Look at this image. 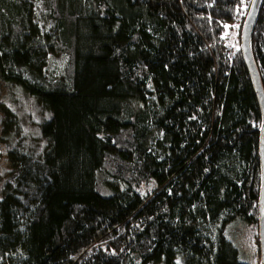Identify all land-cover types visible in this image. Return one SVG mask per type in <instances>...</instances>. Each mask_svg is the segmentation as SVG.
I'll list each match as a JSON object with an SVG mask.
<instances>
[{
    "label": "trees",
    "instance_id": "16d2710c",
    "mask_svg": "<svg viewBox=\"0 0 264 264\" xmlns=\"http://www.w3.org/2000/svg\"><path fill=\"white\" fill-rule=\"evenodd\" d=\"M35 1L0 0V264H261L252 0ZM252 47L264 86V4Z\"/></svg>",
    "mask_w": 264,
    "mask_h": 264
},
{
    "label": "water",
    "instance_id": "95a60500",
    "mask_svg": "<svg viewBox=\"0 0 264 264\" xmlns=\"http://www.w3.org/2000/svg\"><path fill=\"white\" fill-rule=\"evenodd\" d=\"M264 0H252V4L247 15L246 21L242 30L241 38V51L243 54L244 62L247 70L251 76L254 91L262 112V126L260 135V159L262 167V187L259 200V238L261 250V264H264V86L259 72L258 66L255 61V56L252 47V36L255 25L260 16Z\"/></svg>",
    "mask_w": 264,
    "mask_h": 264
},
{
    "label": "rangeland",
    "instance_id": "374dc122",
    "mask_svg": "<svg viewBox=\"0 0 264 264\" xmlns=\"http://www.w3.org/2000/svg\"><path fill=\"white\" fill-rule=\"evenodd\" d=\"M35 6L37 7V3L35 0H33ZM39 5V3H38ZM43 6H39V8L36 11V15L38 17L37 22L39 21V23L41 25H43L46 22V10H42ZM232 39H234V37H236V32L233 33L231 35ZM67 63H68V57L65 55H50L49 57V72L52 76L57 77V78H62L64 76L66 67H67ZM10 98V93L9 90L7 88V86L5 85V83L0 79V105L3 101L7 102L9 101ZM19 101H24V106L28 107V114L30 115L33 122H30L32 125H37L40 122L41 117L43 116V112L37 108H31L29 105V99L25 96H19ZM17 102V101H16ZM19 107L21 108V106L19 105ZM32 112H31V111ZM4 121V115L0 110V136L2 134V124ZM0 151L2 154L1 160H0V202L3 200V196H4V191H5V187L7 184L9 183H13L17 177H18V171L16 169H14L12 167V165L10 164V162L8 161V151L7 148L0 143ZM235 229L236 233H239V236L241 237V243L244 244V235L243 234V230H239ZM239 240V238L237 239ZM246 245V244H245ZM243 250L245 251V255L248 256V251L246 250V248H243Z\"/></svg>",
    "mask_w": 264,
    "mask_h": 264
}]
</instances>
